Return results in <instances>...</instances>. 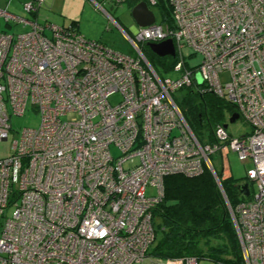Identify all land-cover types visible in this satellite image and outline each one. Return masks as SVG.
Here are the masks:
<instances>
[{
    "label": "built area",
    "instance_id": "obj_1",
    "mask_svg": "<svg viewBox=\"0 0 264 264\" xmlns=\"http://www.w3.org/2000/svg\"><path fill=\"white\" fill-rule=\"evenodd\" d=\"M127 1L104 0L113 6ZM39 2L25 3L23 11L35 14ZM167 5L170 23L155 20L127 36L135 56L69 25L0 9L5 23L29 27L0 32V141L7 138L10 113L22 115L30 104L40 116L38 127L23 128L11 154L0 158V264H197L195 257L154 259L148 249L163 179L198 175L204 165L230 212L244 264H264V0ZM166 39L174 60L160 76L138 43ZM183 48L201 62L189 65ZM192 86L196 94L231 104L229 117L237 113L249 132L235 137L217 124L212 141H200L172 97ZM115 94L120 100L111 104ZM67 114L76 118L61 119ZM229 150L252 164L249 195L240 193L233 208L220 183L231 176ZM215 154L220 172L210 160ZM148 186L156 195L146 196Z\"/></svg>",
    "mask_w": 264,
    "mask_h": 264
},
{
    "label": "trees",
    "instance_id": "obj_2",
    "mask_svg": "<svg viewBox=\"0 0 264 264\" xmlns=\"http://www.w3.org/2000/svg\"><path fill=\"white\" fill-rule=\"evenodd\" d=\"M127 2L135 4L133 0ZM162 12L163 20L170 23L168 5ZM76 25L75 20L69 23L75 29ZM153 56L158 60L170 58L167 62H161L165 74L160 75L156 71L160 76L168 75L174 59L168 56L159 57L154 53ZM188 94L183 104L178 107L194 134L196 127L202 125V106L207 103L206 99L213 109L211 119H208L210 126L214 124L212 132L217 124H221L224 107L229 113L234 111L231 104L210 93L196 94L189 90ZM212 132L209 141H212ZM244 182L246 180L240 181L232 176L220 179L223 192L232 208L239 199L238 185ZM151 214L154 241L148 254L154 259L195 257L197 260L206 258L216 264H244L230 212L215 177L205 165L202 172L195 176H166L163 179V197L153 207ZM158 233L160 238L155 242Z\"/></svg>",
    "mask_w": 264,
    "mask_h": 264
},
{
    "label": "rangeland",
    "instance_id": "obj_3",
    "mask_svg": "<svg viewBox=\"0 0 264 264\" xmlns=\"http://www.w3.org/2000/svg\"><path fill=\"white\" fill-rule=\"evenodd\" d=\"M63 3L64 2L62 1L61 5L66 6L65 8H67L65 13L57 16L55 15V18H57L64 26H68L72 20H76L81 29L80 33L89 39L99 40L116 52L129 56L136 55V50L127 37L129 36L134 38V30L136 28L134 20L131 16V7L133 5H131L130 2H124L120 5L113 6L109 3L101 1L100 5H102V7L107 11L109 16L103 10L97 8L91 2V0H68L66 4ZM24 4L21 0H0V9L7 10L19 17L30 20L32 17L22 10ZM148 7L154 13L156 22L165 24V21L163 20L162 9H167V0H156L155 4L148 3ZM28 30V26H23L22 24H17L13 21L7 24L3 19H0V32L17 34L26 32ZM138 46L141 48L145 57L153 64L156 71L160 75L163 73L165 74V70L162 67L161 62H167L170 58L164 57V59L158 60L153 56L152 51L149 49L146 43H138ZM182 53L186 62L191 66L197 65L201 62V55L196 54L193 56V53L187 48H183ZM220 78L222 81L227 80V73L221 74ZM189 90L196 93L197 88L192 86L191 88H182L172 93V97L177 105L180 106V104H183V102L186 100V97L189 96ZM108 100L111 104H115L120 100V97L119 95L115 94L109 97ZM206 101L207 103L202 106V125L197 126L195 129V134L200 138V140H202V142L209 141L210 134L212 132L211 128L214 126V124H212V126L209 124L213 109L209 104V100L206 99ZM222 115L223 118L221 119L220 123L227 125V132L232 136L239 137L249 132V126L241 118L236 119L234 122H229V112L225 107L222 109ZM75 118L76 114H67L61 117L63 120ZM39 122V113L35 112L30 104L27 105L22 115H14L10 113V129L8 131L7 138L6 140L0 141V158L7 157L11 154L12 143L14 140L19 138L23 128H36L38 127ZM111 152L113 156L118 154V151L115 148H112ZM210 160L215 170L220 172L222 168L220 157L216 154L211 155ZM226 165L230 170V175L234 179H238L240 181L247 180L246 170L252 166L251 161L239 160L237 154L231 150H229L226 155ZM249 187L251 194L255 192V186L251 182H249ZM154 195H156V188L148 186L146 189V196L149 197ZM159 238L160 233L157 234L155 242ZM197 264L216 263L209 259L201 258L197 260Z\"/></svg>",
    "mask_w": 264,
    "mask_h": 264
},
{
    "label": "water",
    "instance_id": "obj_4",
    "mask_svg": "<svg viewBox=\"0 0 264 264\" xmlns=\"http://www.w3.org/2000/svg\"><path fill=\"white\" fill-rule=\"evenodd\" d=\"M131 16L134 20L135 27H144L155 22L154 13L145 1H139L131 7ZM147 46L152 53L159 57L174 56V45L171 39H166L158 43L148 42ZM236 119H238V114L232 113L229 117V122H234ZM223 126L226 127L227 125L223 124ZM238 189L245 197L249 195L248 182L240 183Z\"/></svg>",
    "mask_w": 264,
    "mask_h": 264
},
{
    "label": "crops",
    "instance_id": "obj_5",
    "mask_svg": "<svg viewBox=\"0 0 264 264\" xmlns=\"http://www.w3.org/2000/svg\"><path fill=\"white\" fill-rule=\"evenodd\" d=\"M21 1L24 4V3L38 1V0H21ZM62 1L64 2L63 4H66V2L68 0H40L39 6L37 7V10H36V13L35 14H31V15L29 14V15L32 17V19H37L39 22L49 21V22H52V23H54L56 25L64 26L62 23L59 22V20L57 18H55V15L57 16V15L64 14L66 9H67V8H65L66 6L61 5ZM75 1H77V0H75ZM101 1L103 2L104 0H91V2L97 8H98L97 5H100ZM105 13L109 16L107 11ZM76 30L80 33L81 29H80V27L78 25V22H77V25H76ZM86 38H88V37H86Z\"/></svg>",
    "mask_w": 264,
    "mask_h": 264
}]
</instances>
